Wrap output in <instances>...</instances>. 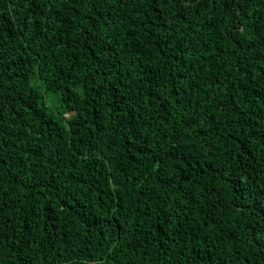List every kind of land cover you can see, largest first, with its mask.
I'll use <instances>...</instances> for the list:
<instances>
[{
  "label": "trees",
  "instance_id": "16d2710c",
  "mask_svg": "<svg viewBox=\"0 0 264 264\" xmlns=\"http://www.w3.org/2000/svg\"><path fill=\"white\" fill-rule=\"evenodd\" d=\"M0 264H264V0H0Z\"/></svg>",
  "mask_w": 264,
  "mask_h": 264
},
{
  "label": "rangeland",
  "instance_id": "374dc122",
  "mask_svg": "<svg viewBox=\"0 0 264 264\" xmlns=\"http://www.w3.org/2000/svg\"><path fill=\"white\" fill-rule=\"evenodd\" d=\"M52 107H54V105H52Z\"/></svg>",
  "mask_w": 264,
  "mask_h": 264
}]
</instances>
